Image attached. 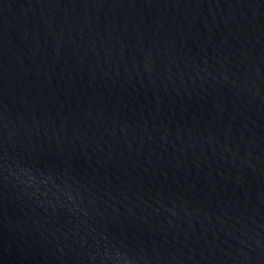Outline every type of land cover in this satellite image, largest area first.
Segmentation results:
<instances>
[{
    "label": "water",
    "instance_id": "95a60500",
    "mask_svg": "<svg viewBox=\"0 0 264 264\" xmlns=\"http://www.w3.org/2000/svg\"><path fill=\"white\" fill-rule=\"evenodd\" d=\"M0 264H264V0H0Z\"/></svg>",
    "mask_w": 264,
    "mask_h": 264
}]
</instances>
